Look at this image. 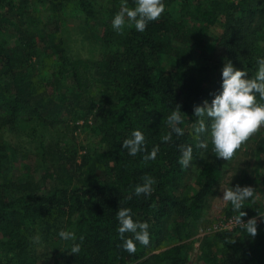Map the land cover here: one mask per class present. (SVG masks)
Returning a JSON list of instances; mask_svg holds the SVG:
<instances>
[{"label":"trees","instance_id":"obj_1","mask_svg":"<svg viewBox=\"0 0 264 264\" xmlns=\"http://www.w3.org/2000/svg\"><path fill=\"white\" fill-rule=\"evenodd\" d=\"M43 1L55 25L71 4L87 20L101 17L105 46L99 60L70 59L57 26L49 34L46 25L35 27V16L30 15L33 0H0V264H39L43 257L61 264H186L183 245L162 249L163 233L170 228L179 242L191 238L225 162L216 156L211 140L206 149L197 148L199 142L190 128L197 118L194 107L211 100L205 86L207 66L194 60V54L206 46L211 29L220 25L224 33L220 42L225 43L228 58L254 78L257 61L264 58L259 44L264 36V3L163 0L165 11L145 31H137L134 23L129 26L126 17L123 32L117 33L112 21L122 2L135 8V0ZM4 24L11 27L8 40ZM93 87L95 97L90 94ZM257 102L264 103L258 95ZM177 105L184 135L172 133L171 141L162 142V135L171 131L167 117ZM78 110L80 119L96 115L102 151L95 161L100 176H92L96 168L83 171L85 159L74 168L57 166V149L40 142L42 184L33 178L22 182L21 173L14 174V151L3 142L2 132H17L27 125L33 132L32 123L53 126ZM134 130L145 135L148 153L159 145L154 161L144 162L146 153L131 156L123 148ZM262 130L255 134L260 153H264ZM181 145L193 147V160L201 157L194 187L186 193H180L188 169L179 163ZM48 164L61 168L62 180L51 181L56 171ZM144 176L157 182L151 196L135 194ZM120 207L130 208L134 220L150 225L149 245L134 241V254L124 250L118 232ZM241 211L247 214L242 219L253 218L264 213V206L246 203ZM231 214L227 212L228 217ZM61 230L74 232L76 243L84 237L78 254L70 253L73 242L63 240ZM37 235L39 243L33 240ZM128 238L134 239L133 234L126 233ZM201 252L204 264H264V217L257 221L254 238L236 226L204 242Z\"/></svg>","mask_w":264,"mask_h":264},{"label":"rangeland","instance_id":"obj_2","mask_svg":"<svg viewBox=\"0 0 264 264\" xmlns=\"http://www.w3.org/2000/svg\"><path fill=\"white\" fill-rule=\"evenodd\" d=\"M254 1L264 3V0ZM32 3L30 15L35 16V27L42 28L46 25L47 34L58 27L65 44L67 56L70 59H89L91 61L101 59L105 46L102 43L105 20L101 17L97 20H87L84 14L75 5L71 4L65 8V11L60 17V21L55 25L52 18H50L52 12L49 10L46 2L43 0H33ZM220 18L221 21H223L222 17ZM16 21V18L12 20L13 23H16ZM38 21L42 22V24H38ZM7 24H4V38H6V40H8L7 36L9 35V30H11V27ZM223 34L222 26H214L208 35L206 46L202 51L198 50V52L194 54V60H197L200 65L207 66L205 86L211 93V100L209 103L215 98V95L220 94L223 90L222 70L225 63L231 61L234 67L237 68L233 60L228 58V51L225 43L222 45L220 42V38ZM39 44H44V42ZM259 44L264 52V36L259 38ZM39 51H41V49H39ZM95 93L96 90L93 87L90 94L95 97ZM77 108V105H75L74 110ZM80 114V110H78L76 115H70L64 118L62 123L54 124L53 126L42 125L40 121H37L38 124L36 125L32 123L34 124L33 126H35L33 132L31 130L32 127L28 125L25 126L27 127L25 129L21 128L23 129H20L21 131L18 130L12 133L4 130L2 132L3 142L14 151L15 159L12 165L14 174L15 171L20 172V179L22 182L25 178H33L35 181H39L40 184H42L40 178L44 175L43 169L45 166L40 163V142L44 143V147L50 144L57 149V152H59L55 159V161L57 160L56 162H58L57 166L59 164L63 168L66 166L74 168L76 165L83 164L85 159L86 162L83 165V171L96 168L95 173L91 175L100 176L101 173L98 167H96L97 161H95V155L102 151L95 124L97 118L93 113L92 116L84 120L78 118ZM198 119L197 117L195 122L191 124V131L198 142H207L211 140L212 120L206 116L203 118L207 131L197 136L195 133V126H198ZM46 120L49 122L51 118ZM262 133L264 135V127ZM258 139L259 137L256 138V135L251 137L247 143L237 151L232 160L224 162L222 178L215 187L214 193L206 201L202 218L194 224L191 238L179 242L172 230L168 228L163 233L162 249L170 245L181 244L183 245V254L186 257V264H204L201 259L203 243L210 240L214 241V235L218 232L222 230L230 231L237 226L233 217L240 213L233 211L231 202L223 200V189L231 187L234 189L236 185L241 187H252L255 189V199H249L251 202L246 200L243 204L252 203L257 205L262 204L264 206V153H260V151L256 149ZM200 162L201 157L191 162L180 184V193L190 192L194 187V176ZM48 167L49 169L53 168L51 164H48ZM53 169L56 173L55 179L51 181L57 183L62 180V176H64L63 171L60 170V167ZM85 172L88 173L89 171ZM82 174L79 180L85 176L84 172ZM229 211H232L230 217L227 216V212ZM261 215H264V213ZM261 215H257L253 218H256L257 221L260 222L263 219ZM249 219L252 218H246L243 219V221L247 223ZM38 251L43 254L45 250L43 246H39ZM48 254H51V251H49ZM43 258L39 264H61L58 260Z\"/></svg>","mask_w":264,"mask_h":264},{"label":"clouds","instance_id":"obj_3","mask_svg":"<svg viewBox=\"0 0 264 264\" xmlns=\"http://www.w3.org/2000/svg\"><path fill=\"white\" fill-rule=\"evenodd\" d=\"M136 7L129 8L126 2H122L121 9L115 15L112 25L117 33H122L127 17L129 26L134 23L135 29L139 32L146 30L150 22L156 21L165 11L163 0H135ZM259 68L254 78H248V73L245 70H239L234 67L231 61H227L222 70L223 84L222 92L215 95V98L209 103L207 100L202 105L194 107V114L199 118L195 126V133L199 134L207 131L204 117L211 118V142L213 151L216 156L230 161L236 155L237 151L247 143L256 133L264 127V103L257 102V95L260 100L264 101V58L257 61ZM180 105L171 112L167 117V125L171 131L162 135V142L172 140V133L177 136L184 135V129L179 127L183 123ZM123 148L128 151L131 156H136L138 153H146L143 156L144 162L155 160L160 151L159 145L152 148L151 152H147L146 137L140 130H134L131 137L123 141ZM207 143L201 141L197 143V148L206 149ZM181 157L179 163L182 167L188 168L193 160V147L180 146ZM143 183L135 187L137 196H151L154 192V187L157 182L150 176H144ZM223 200L231 202L233 211L240 213L233 217L236 225L246 230L250 237L257 235V219L252 218L245 223L242 219L245 212L241 211L244 201L253 198L255 189L252 187H241L236 185L233 189H223ZM261 215V214H260ZM264 217V215H261ZM117 220L119 221L118 232L120 238L124 241L123 248L130 254L137 251V246L134 241H138L143 246H148L150 243V225L147 222L134 220L132 210L130 208L120 207L117 211ZM126 233H132L133 238L125 239ZM59 236L65 241H72L70 248L71 254H78L81 251V246L84 237L81 236L80 243H76V234L70 231L61 230ZM35 243L40 242V237L37 235L33 238Z\"/></svg>","mask_w":264,"mask_h":264},{"label":"built area","instance_id":"obj_4","mask_svg":"<svg viewBox=\"0 0 264 264\" xmlns=\"http://www.w3.org/2000/svg\"><path fill=\"white\" fill-rule=\"evenodd\" d=\"M232 221V220H231Z\"/></svg>","mask_w":264,"mask_h":264}]
</instances>
